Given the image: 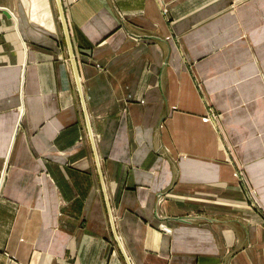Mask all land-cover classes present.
<instances>
[{
  "label": "crops",
  "instance_id": "0c3cea01",
  "mask_svg": "<svg viewBox=\"0 0 264 264\" xmlns=\"http://www.w3.org/2000/svg\"><path fill=\"white\" fill-rule=\"evenodd\" d=\"M0 0V264H264V0Z\"/></svg>",
  "mask_w": 264,
  "mask_h": 264
},
{
  "label": "water",
  "instance_id": "95a60500",
  "mask_svg": "<svg viewBox=\"0 0 264 264\" xmlns=\"http://www.w3.org/2000/svg\"><path fill=\"white\" fill-rule=\"evenodd\" d=\"M58 4H59V6H60V12H61V16H62V19H63L64 25L66 26L65 18H64V13H63V10H62V6H61V2H60V0H58Z\"/></svg>",
  "mask_w": 264,
  "mask_h": 264
}]
</instances>
